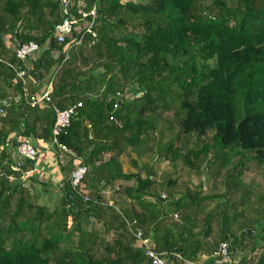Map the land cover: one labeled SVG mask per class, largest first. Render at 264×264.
Returning a JSON list of instances; mask_svg holds the SVG:
<instances>
[{"label":"trees","instance_id":"1","mask_svg":"<svg viewBox=\"0 0 264 264\" xmlns=\"http://www.w3.org/2000/svg\"><path fill=\"white\" fill-rule=\"evenodd\" d=\"M73 1L97 7L95 24L59 43L61 0H0V264H151L138 233L167 264H264V195L244 203L227 160L250 151L264 169V0ZM31 41L40 50L17 60ZM9 65L26 69L29 88L48 79L49 101L27 105ZM79 102L60 141L87 166L82 185L68 174L58 200H35L13 137L48 142L53 106ZM130 151L180 162L181 178L206 170L226 189L176 194L152 165L125 172ZM222 241L228 261L213 257Z\"/></svg>","mask_w":264,"mask_h":264},{"label":"built area","instance_id":"2","mask_svg":"<svg viewBox=\"0 0 264 264\" xmlns=\"http://www.w3.org/2000/svg\"><path fill=\"white\" fill-rule=\"evenodd\" d=\"M61 2V20L55 25L54 29V38L56 41L59 43L65 42V39L71 36L74 30H77L76 26L81 20L86 22V26H84L83 29H85L86 32H90L92 26L95 24L97 7L94 5L90 9L85 10L83 9V6L76 5V2L73 0H61ZM39 50L40 47L36 42L31 41L23 43L15 49V58L21 62H24L27 58ZM9 66L12 67L16 73V77L12 79V82L16 84L18 79L22 81L21 97L27 105L34 107L49 101V93L51 89L50 81L46 83L47 85L43 92L40 94L32 93L25 79L26 69L19 65L16 67H13L12 65ZM79 107H81L80 102L66 109H59L53 106L52 110L54 122L51 128V138L49 145L50 149L55 150L60 154L73 156L78 160L79 164H77L70 173V183L76 190H78V188L82 185L81 181L86 175L88 168L82 163L80 158L75 156L74 152L68 149L67 146L60 141V137L65 129L69 127L70 120L76 109ZM2 113L3 109L0 106V114ZM16 144V166L20 167L26 162H30L31 164L36 163L40 155L37 148L28 142H18V139L16 140ZM65 164H67V162ZM162 198H165V196L162 195ZM138 238L145 247L147 246V249H145V254L150 258L151 264H167V258L165 256L148 248L149 239L142 238L140 233H138ZM229 249V242L222 241L219 243L217 249L213 253V257L223 261H228L231 258V252Z\"/></svg>","mask_w":264,"mask_h":264},{"label":"rangeland","instance_id":"3","mask_svg":"<svg viewBox=\"0 0 264 264\" xmlns=\"http://www.w3.org/2000/svg\"><path fill=\"white\" fill-rule=\"evenodd\" d=\"M132 1H138V0H132ZM76 5L79 6H84L82 4V2L80 1H76ZM86 26V22L81 20L79 21L78 25L76 26L77 30L83 29V27ZM168 136L165 135L164 136V140H167ZM60 154H58L59 157ZM41 156H44L43 154H41ZM65 156V155H64ZM62 156L63 159H65L66 161H68L67 163V167L69 165V159L70 156L67 155L68 157H64ZM231 156H233V161H229L230 163L228 164L230 167H235L236 172L235 174H237L235 176V180L237 182V184L240 187H245L246 191L243 192L241 195V197H243V202H247L246 204H250L252 202H255L256 199L261 196L264 195V169L257 167V165L254 162V158H253V153L250 151H242V150H234V153H229L227 155V160H229L231 158ZM43 158V157H42ZM60 162V157L57 158V162ZM156 159L155 156H149V154L146 151H143L141 153V155H137L135 152L130 151V152H126L125 154H123L120 157V160L122 162V167L123 170L125 172H130V171H137L139 169H137L134 165L133 162H136L139 165L142 164H149L153 166V170L155 171V175L156 177H158L160 174H167L171 177V179H175L176 180V184L179 183V185H175L174 187V193L178 194L180 192H183L185 190L186 187H189L191 189L195 188H201L200 190H202V196H209L210 194L212 195H216L218 196L219 194H221L225 189V185L223 182H220V187L218 189H216L218 187V185H216L215 187V182H213V177L208 173H206V170L200 174V175H196L194 174L192 171L187 170L185 172H183L184 178H181V169L182 165L180 164V162L172 164L170 162H167L165 160H160L158 162H154V160ZM42 160V159H41ZM134 160V161H133ZM211 160H209L208 163H210ZM64 164V163H62ZM137 169V170H136ZM204 169V168H203ZM141 176L143 177L144 174L141 173ZM234 174V172H233ZM41 180V179H40ZM233 181V180H232ZM42 182V181H41ZM44 183V181H43ZM121 183L120 181H117L113 186L110 187L111 189H108L106 191V195L112 198H117V194L114 193V189L117 187V184ZM41 184V183H39ZM46 184V183H45ZM44 184V185H45ZM128 184H132L131 182H129ZM41 187H43L42 185H37L34 186V192L33 195L35 197V200H42L40 198V189ZM216 189V190H215ZM57 193H55L54 195H56ZM217 200V199H215ZM216 202V201H215ZM213 205V203L211 204V206ZM177 218V217H176ZM174 217V219H176ZM254 221V220H253ZM255 226L259 227L258 229L260 230V228L264 225H262L260 222H255ZM100 227V226H99Z\"/></svg>","mask_w":264,"mask_h":264},{"label":"crops","instance_id":"4","mask_svg":"<svg viewBox=\"0 0 264 264\" xmlns=\"http://www.w3.org/2000/svg\"><path fill=\"white\" fill-rule=\"evenodd\" d=\"M29 59L30 58H27L26 60H29ZM47 82H48V79H45V80L40 81V82H34L32 87H31L32 89L30 88L31 92L36 93V94H40L41 92L44 91V89L47 85L46 84ZM20 137L21 136H14L13 139L17 140ZM27 140L30 142V144H32L35 148H37L40 155H39V159L36 161V163L33 164L32 169L28 170L24 174L25 178H30V177L34 178L33 179L35 181V182H33L34 186H37V185L41 186L42 185L43 187H48L49 191H50L49 194L48 193L44 194L42 191L43 187H41L39 192H41L40 198L42 200H39V201L52 204V203H54V200H56V199L58 200L61 196L60 187H61V184H62L65 176L70 174L69 172L71 171V169H70L71 164H69L67 167V164H65V163L66 162L68 163V161H66L65 159L62 158V156H64V154H60L57 151L50 149V146H49L50 140L48 142H42L40 139H35L34 137H29ZM41 154H43L44 156H41ZM56 154H60L59 155V157L61 158L60 162L56 161L57 158H59L58 155H56ZM11 156L13 157L14 160H16L17 159L16 151L13 153L11 152ZM64 157L67 158L68 157L67 154ZM62 163H64V164H62ZM61 164L63 166L64 171L61 170V168H62ZM43 181H44V183H43ZM39 183H41V184H39ZM55 193H57V194L54 195Z\"/></svg>","mask_w":264,"mask_h":264},{"label":"water","instance_id":"5","mask_svg":"<svg viewBox=\"0 0 264 264\" xmlns=\"http://www.w3.org/2000/svg\"><path fill=\"white\" fill-rule=\"evenodd\" d=\"M6 104H8V101H5V102L1 103V105H6ZM248 233H249V235L253 234L251 231H249Z\"/></svg>","mask_w":264,"mask_h":264}]
</instances>
